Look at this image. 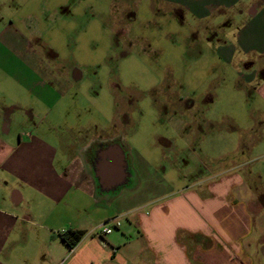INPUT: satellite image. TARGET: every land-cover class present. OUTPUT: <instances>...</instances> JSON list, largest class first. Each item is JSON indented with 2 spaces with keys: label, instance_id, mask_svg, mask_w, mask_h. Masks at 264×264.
I'll return each instance as SVG.
<instances>
[{
  "label": "crops",
  "instance_id": "1",
  "mask_svg": "<svg viewBox=\"0 0 264 264\" xmlns=\"http://www.w3.org/2000/svg\"><path fill=\"white\" fill-rule=\"evenodd\" d=\"M157 1L213 28L231 88L219 75L212 122L220 136L231 131V153L248 144L253 156L264 145V0ZM15 39L21 32H0V264H264V194L240 160L176 191L159 147L153 157L120 133L69 124L59 106L72 77ZM252 175L264 193V166ZM112 219L120 227L102 234ZM69 229L84 233L73 248L61 237Z\"/></svg>",
  "mask_w": 264,
  "mask_h": 264
},
{
  "label": "rangeland",
  "instance_id": "2",
  "mask_svg": "<svg viewBox=\"0 0 264 264\" xmlns=\"http://www.w3.org/2000/svg\"><path fill=\"white\" fill-rule=\"evenodd\" d=\"M4 29L21 32L23 39L15 41L33 58L72 77L59 106L69 124L87 122L91 134L120 133L153 157L159 147L167 161L173 159L159 166L173 167L176 191L240 160L235 166L262 198L252 174L264 166L263 143L253 156L248 144L231 153L225 142H232L231 131L220 136L212 122L220 116L213 105L218 76L225 78L224 89L231 88L230 68L221 67L214 53L213 28H195L193 18L180 19L157 0H0Z\"/></svg>",
  "mask_w": 264,
  "mask_h": 264
},
{
  "label": "trees",
  "instance_id": "3",
  "mask_svg": "<svg viewBox=\"0 0 264 264\" xmlns=\"http://www.w3.org/2000/svg\"><path fill=\"white\" fill-rule=\"evenodd\" d=\"M84 233L80 230L69 229L61 234L62 239L73 248L83 237Z\"/></svg>",
  "mask_w": 264,
  "mask_h": 264
},
{
  "label": "built area",
  "instance_id": "4",
  "mask_svg": "<svg viewBox=\"0 0 264 264\" xmlns=\"http://www.w3.org/2000/svg\"><path fill=\"white\" fill-rule=\"evenodd\" d=\"M121 222L119 219H112L110 221H104L99 225L102 234H110L116 228L120 227ZM64 264V263H62Z\"/></svg>",
  "mask_w": 264,
  "mask_h": 264
}]
</instances>
